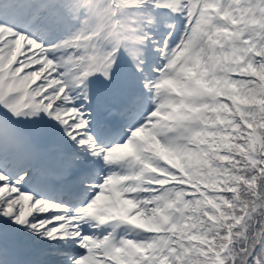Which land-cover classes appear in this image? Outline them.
Returning <instances> with one entry per match:
<instances>
[{"label": "snow or ice", "instance_id": "snow-or-ice-1", "mask_svg": "<svg viewBox=\"0 0 264 264\" xmlns=\"http://www.w3.org/2000/svg\"><path fill=\"white\" fill-rule=\"evenodd\" d=\"M0 264H264V0H0Z\"/></svg>", "mask_w": 264, "mask_h": 264}]
</instances>
